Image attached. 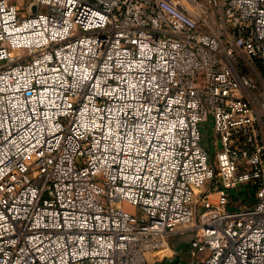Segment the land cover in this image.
I'll use <instances>...</instances> for the list:
<instances>
[{
    "label": "built area",
    "instance_id": "2783aa9c",
    "mask_svg": "<svg viewBox=\"0 0 264 264\" xmlns=\"http://www.w3.org/2000/svg\"><path fill=\"white\" fill-rule=\"evenodd\" d=\"M189 232L188 264H264V0H0V264Z\"/></svg>",
    "mask_w": 264,
    "mask_h": 264
},
{
    "label": "rangeland",
    "instance_id": "374dc122",
    "mask_svg": "<svg viewBox=\"0 0 264 264\" xmlns=\"http://www.w3.org/2000/svg\"><path fill=\"white\" fill-rule=\"evenodd\" d=\"M203 134H204V139H205L206 144L212 145V155H213V159L215 160L216 149L213 146V142H212V140L214 138L212 120H210L209 126L207 124H205L203 126ZM210 141H211V143H210ZM229 194H230L232 200L234 201V206H232L230 209L231 211L238 209L242 204L251 205L255 201V190L252 189L250 186H248V188H243L242 186H239L236 190H231L229 192ZM121 207L124 211H126L130 214H137L138 213L137 209L128 203H123L121 205ZM200 212H202V211H200ZM191 239H192V233L189 232V233L177 236L174 241L178 245L187 246L189 244V242L191 241ZM157 254L160 257L161 255L164 254V252L157 253ZM157 254H154V255H157ZM154 255L148 256V259L151 260L152 259L151 257L154 258Z\"/></svg>",
    "mask_w": 264,
    "mask_h": 264
},
{
    "label": "crops",
    "instance_id": "0c3cea01",
    "mask_svg": "<svg viewBox=\"0 0 264 264\" xmlns=\"http://www.w3.org/2000/svg\"><path fill=\"white\" fill-rule=\"evenodd\" d=\"M177 236L179 235H176L170 239L169 247L166 250L162 251L164 252L163 255L159 257L157 254L154 255V258L151 257L152 259L150 260V262H152V264H188L189 263L190 261L189 244L187 246L178 245L174 241Z\"/></svg>",
    "mask_w": 264,
    "mask_h": 264
}]
</instances>
